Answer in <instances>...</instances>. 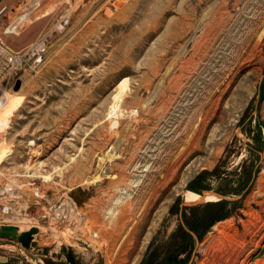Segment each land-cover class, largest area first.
Here are the masks:
<instances>
[{
	"label": "rangeland",
	"instance_id": "1",
	"mask_svg": "<svg viewBox=\"0 0 264 264\" xmlns=\"http://www.w3.org/2000/svg\"><path fill=\"white\" fill-rule=\"evenodd\" d=\"M8 181L25 264H263L264 0H0Z\"/></svg>",
	"mask_w": 264,
	"mask_h": 264
},
{
	"label": "built area",
	"instance_id": "2",
	"mask_svg": "<svg viewBox=\"0 0 264 264\" xmlns=\"http://www.w3.org/2000/svg\"><path fill=\"white\" fill-rule=\"evenodd\" d=\"M49 204L45 194L39 188H33L29 195H25L20 191V187H16L12 182L8 181L0 187V214L7 216L9 212H22L26 211L31 205H38L42 209ZM19 206L16 210V207ZM65 206L59 205L54 209L56 219L59 221H65L67 217L61 213ZM51 209V207H50ZM44 210V209H43ZM40 218H45L47 215L45 213L37 215ZM2 217H0L1 219ZM22 248V247H21ZM19 250H21L19 248Z\"/></svg>",
	"mask_w": 264,
	"mask_h": 264
},
{
	"label": "water",
	"instance_id": "3",
	"mask_svg": "<svg viewBox=\"0 0 264 264\" xmlns=\"http://www.w3.org/2000/svg\"><path fill=\"white\" fill-rule=\"evenodd\" d=\"M220 200H230V198L218 194ZM37 232L36 227H31L27 231H23L21 233L18 232V227L14 225H1L0 226V237L10 239V240H15L21 244L22 247L29 249L30 247H36L37 242L32 241L33 240V235Z\"/></svg>",
	"mask_w": 264,
	"mask_h": 264
},
{
	"label": "bare ground",
	"instance_id": "4",
	"mask_svg": "<svg viewBox=\"0 0 264 264\" xmlns=\"http://www.w3.org/2000/svg\"><path fill=\"white\" fill-rule=\"evenodd\" d=\"M58 10H59V9H58ZM47 15H48V14H47ZM47 15H45V16H47ZM39 18H40V17H39ZM42 22H44V21H42ZM20 27H21V26H20ZM35 27H38V26H35ZM14 29H15V27H13L12 29H11V27H8L7 30L9 31V33L11 32L10 34H12V32L14 31ZM7 30H6V31H7ZM27 30H28V29H27ZM27 30H26V31H27ZM29 30H30V29H29ZM15 31H16V30H15ZM31 31H33V29H32ZM17 32H18V31H17ZM27 32L29 33L30 31H27ZM27 32H25V33H27ZM5 33H6V32H5ZM23 33H24V32H23ZM28 33H27V34H28ZM10 34H8V35H10ZM15 34H16V33H15ZM17 34H18V33H17ZM17 34H16V36H18V35L20 36V34H18V35H17ZM22 35H23V34H22ZM12 36H13V37H16V36H14L13 34L11 35V37H12ZM19 36H18V37H19ZM23 36L25 37V34H24ZM23 36H22V37H23ZM26 36H27V35H26ZM13 37H12V38H13ZM18 37H17V39H18ZM22 37H20V38H22ZM13 39H14V38H13ZM17 39L15 38V40H17ZM21 40H23V38H22ZM29 40H30V39H29ZM31 40H32V38H31ZM13 41H14V40H13ZM17 41L19 42L20 40H17ZM26 42H27V41H26ZM21 44H22V43H21ZM26 44H27V43H26ZM26 44L23 43L24 46H25ZM24 46H22V47H24ZM20 48H21V47H20ZM118 116H119V114H118V108H117V106H113L112 109H111V113L109 114V117L112 118V117H118ZM115 119H116V118H115ZM66 208H67V207H66ZM62 211H63V210H62ZM66 211H67V210H66ZM71 212H72V211H71ZM61 213H62V212H61ZM64 215H65V214H64ZM70 215H71V214H70ZM19 217H20V216H19ZM64 217H66V216H64ZM70 217H71V216H70ZM2 218H3V219H9V217H6V216H4V215L2 216ZM67 218H68V217H67ZM63 236H64V235H63ZM59 241H60V240H59ZM61 241H62V240H61ZM58 243H60V242H58ZM60 244H61V243H60ZM59 247H60V246H59ZM263 264H264V263H263Z\"/></svg>",
	"mask_w": 264,
	"mask_h": 264
},
{
	"label": "crops",
	"instance_id": "5",
	"mask_svg": "<svg viewBox=\"0 0 264 264\" xmlns=\"http://www.w3.org/2000/svg\"><path fill=\"white\" fill-rule=\"evenodd\" d=\"M0 264H25L21 260H15L13 256L10 255H0Z\"/></svg>",
	"mask_w": 264,
	"mask_h": 264
},
{
	"label": "trees",
	"instance_id": "6",
	"mask_svg": "<svg viewBox=\"0 0 264 264\" xmlns=\"http://www.w3.org/2000/svg\"><path fill=\"white\" fill-rule=\"evenodd\" d=\"M228 201L226 200H220V203L224 204V203H227Z\"/></svg>",
	"mask_w": 264,
	"mask_h": 264
}]
</instances>
